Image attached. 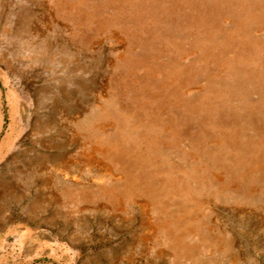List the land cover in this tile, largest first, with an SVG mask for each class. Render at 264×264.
Wrapping results in <instances>:
<instances>
[{"label":"rangeland","instance_id":"374dc122","mask_svg":"<svg viewBox=\"0 0 264 264\" xmlns=\"http://www.w3.org/2000/svg\"><path fill=\"white\" fill-rule=\"evenodd\" d=\"M0 264H264V0H0Z\"/></svg>","mask_w":264,"mask_h":264},{"label":"bare ground","instance_id":"6f19581e","mask_svg":"<svg viewBox=\"0 0 264 264\" xmlns=\"http://www.w3.org/2000/svg\"><path fill=\"white\" fill-rule=\"evenodd\" d=\"M107 28V27H106ZM104 28V29H106ZM112 28L113 32L116 30V29H113V25L110 27ZM109 29V28H107ZM227 63V62H226ZM228 64V63H227ZM227 64H224L222 63V65H219V68H221V66H226ZM223 66V67H224ZM101 89V88H100ZM221 96H223L221 93H219ZM89 119L87 121H84L83 124L81 125V128L82 130H86L87 132L93 130V129H97V128H102L105 126V122L102 121L101 119L92 116V117H88ZM231 130H235L234 127L230 128ZM237 131H239L238 129H236ZM229 133H231V136H239L240 134V131L239 133H237L236 131L233 133L232 131L230 132L229 130L227 131ZM92 135V134H91ZM91 140H92V147H91V153L90 154H87L88 156H92L94 153L96 152H101V153H105V156H106V153H108V150H111V148L109 146H107L106 143H104L103 139L100 137V136H96V135H92L91 136ZM219 141V139H218ZM260 142L262 143L263 140L261 138ZM219 143H221L219 141ZM249 168L247 171H249V173H252V174H260L258 173V171H255V169H253V166L252 165H249ZM109 169V168H108ZM208 173H210L214 179L222 186L225 188V186H227V179H228V175L227 174H224V172L220 171V170H208ZM249 173H243L242 172V178L244 179V174H249ZM253 186V187H252ZM256 184H251L249 186L250 188V191H254V188H255ZM256 189V188H255ZM144 205V204H143ZM152 207L151 203H150V200H147V209L149 207ZM146 212V211H145ZM149 215V214H148ZM260 215V214H259ZM263 215V214H262ZM261 216V215H260ZM248 220V219H247ZM263 221V220H262ZM261 222V221H260ZM147 225L149 227V229L151 230V233H155L157 231H159V226L157 225L156 222H152V221H147ZM253 226V225H252ZM261 240V239H260ZM259 240V241H260ZM262 241V240H261Z\"/></svg>","mask_w":264,"mask_h":264}]
</instances>
